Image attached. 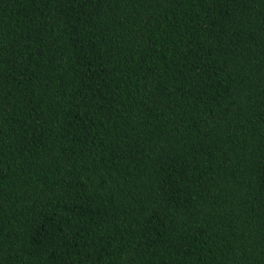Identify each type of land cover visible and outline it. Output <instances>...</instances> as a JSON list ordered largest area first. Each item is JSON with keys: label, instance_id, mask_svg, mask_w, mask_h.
Listing matches in <instances>:
<instances>
[{"label": "trees", "instance_id": "obj_1", "mask_svg": "<svg viewBox=\"0 0 264 264\" xmlns=\"http://www.w3.org/2000/svg\"><path fill=\"white\" fill-rule=\"evenodd\" d=\"M0 264H264V0H0Z\"/></svg>", "mask_w": 264, "mask_h": 264}]
</instances>
